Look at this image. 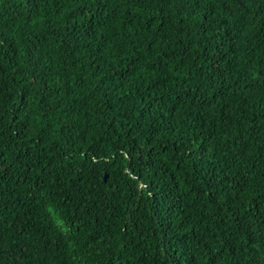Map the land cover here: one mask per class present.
Returning <instances> with one entry per match:
<instances>
[{
    "label": "trees",
    "instance_id": "16d2710c",
    "mask_svg": "<svg viewBox=\"0 0 264 264\" xmlns=\"http://www.w3.org/2000/svg\"><path fill=\"white\" fill-rule=\"evenodd\" d=\"M0 264H264V0H0Z\"/></svg>",
    "mask_w": 264,
    "mask_h": 264
},
{
    "label": "water",
    "instance_id": "95a60500",
    "mask_svg": "<svg viewBox=\"0 0 264 264\" xmlns=\"http://www.w3.org/2000/svg\"><path fill=\"white\" fill-rule=\"evenodd\" d=\"M105 178V177H104Z\"/></svg>",
    "mask_w": 264,
    "mask_h": 264
}]
</instances>
